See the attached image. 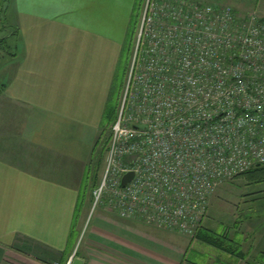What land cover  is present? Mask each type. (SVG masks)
I'll return each instance as SVG.
<instances>
[{
  "label": "crops",
  "instance_id": "1",
  "mask_svg": "<svg viewBox=\"0 0 264 264\" xmlns=\"http://www.w3.org/2000/svg\"><path fill=\"white\" fill-rule=\"evenodd\" d=\"M144 1L3 5L15 53L0 66V264H248L198 237L103 205L93 211L87 200L100 123ZM255 1L264 18V0ZM201 229L212 231L204 221Z\"/></svg>",
  "mask_w": 264,
  "mask_h": 264
},
{
  "label": "built area",
  "instance_id": "2",
  "mask_svg": "<svg viewBox=\"0 0 264 264\" xmlns=\"http://www.w3.org/2000/svg\"><path fill=\"white\" fill-rule=\"evenodd\" d=\"M125 77L94 205L196 238L218 187L264 165V18L146 0Z\"/></svg>",
  "mask_w": 264,
  "mask_h": 264
},
{
  "label": "rangeland",
  "instance_id": "3",
  "mask_svg": "<svg viewBox=\"0 0 264 264\" xmlns=\"http://www.w3.org/2000/svg\"><path fill=\"white\" fill-rule=\"evenodd\" d=\"M1 1L2 0H0V2ZM145 1L143 6L142 4L140 5L141 11L134 18V22L137 20L139 24L144 11ZM224 3L225 5H230L240 17H243L248 13L257 14L255 12L257 4L255 0H224ZM0 6L1 12L4 13V7L6 5L2 6L0 4ZM9 22L10 19L6 14L2 16L0 15V66L8 60L9 56L15 53L13 35L11 34L13 30L11 29ZM134 40L132 52H134L136 38H134ZM127 44L128 42L126 41L124 50L120 56V67H123L126 64L125 47ZM130 56L132 58V55ZM125 82L126 77L122 78L121 73H119L116 86L112 88L106 110L104 111L100 123L101 136L98 148L94 154L93 163L90 166L91 175L87 183L88 187L86 192L87 200L93 199L91 203L93 211H96L100 206L99 203L94 205L93 191L99 186L103 175L107 156V149L105 150L104 147H106V144L108 143L110 126L119 111ZM90 180L93 182L91 183ZM204 223L212 230V232L223 234L228 231L229 236L234 237V242L237 243L241 240V245L239 246L238 244L233 243L234 247L237 246L238 249L245 251H248L251 248L253 256H256L257 254L259 255L258 264H264V229L261 227V223H264V179H261L256 183H251L245 177H237L221 184L216 192L210 197ZM234 233L235 236L233 235ZM80 243L81 238L79 239V244ZM189 253L192 255L195 254L191 250ZM187 258L190 259L189 255Z\"/></svg>",
  "mask_w": 264,
  "mask_h": 264
},
{
  "label": "trees",
  "instance_id": "4",
  "mask_svg": "<svg viewBox=\"0 0 264 264\" xmlns=\"http://www.w3.org/2000/svg\"><path fill=\"white\" fill-rule=\"evenodd\" d=\"M7 0H2L0 2V4L3 6L5 5V2ZM1 7V6H0ZM141 11V7L140 5H138V7H136L135 13L133 15V19H132V24L130 26V30L128 33V37H127V46L126 48V64L123 67H120L119 69V73H121L122 78H124L126 76L127 73V69L129 66V62L131 59L132 55V45L134 47V43L133 40L134 38H136V34H137V30H138V24L139 22L137 20H135L134 22V18L135 16L138 15V13ZM1 12V10H0ZM140 16V15H139ZM135 41V40H134ZM126 44V43H125ZM124 50V49H123ZM13 55V54H12ZM11 55V56H12ZM118 73V75H119ZM121 86H122V82H121ZM104 149H107V144L106 147H104ZM239 177H245L246 179L249 180V182L251 183H256L261 179H264V165H260V166H256L255 168L251 169L250 171L240 175ZM196 237L200 238L201 240H203L204 242L214 245L218 248H222L224 250H228L229 252L235 254L236 256L246 259V262L248 264H258V254L256 256L252 255V251L251 248L248 251H244L241 249H238V247H234V244H238L239 246L241 245V240L240 242L238 241L237 243L234 242V238H230L229 235H227L226 233L223 234H218L212 231H205V229H199Z\"/></svg>",
  "mask_w": 264,
  "mask_h": 264
},
{
  "label": "water",
  "instance_id": "5",
  "mask_svg": "<svg viewBox=\"0 0 264 264\" xmlns=\"http://www.w3.org/2000/svg\"><path fill=\"white\" fill-rule=\"evenodd\" d=\"M132 173H127L122 180V184L125 185L131 178ZM72 264H83V261L79 258H75L72 262Z\"/></svg>",
  "mask_w": 264,
  "mask_h": 264
}]
</instances>
